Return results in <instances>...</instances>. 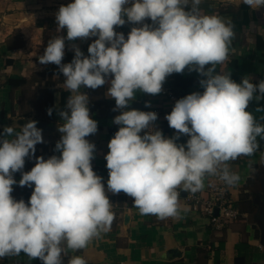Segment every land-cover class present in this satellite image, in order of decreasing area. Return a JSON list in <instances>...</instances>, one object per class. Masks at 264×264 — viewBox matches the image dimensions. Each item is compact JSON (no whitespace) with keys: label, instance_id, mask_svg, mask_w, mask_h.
I'll return each mask as SVG.
<instances>
[{"label":"clouds","instance_id":"obj_1","mask_svg":"<svg viewBox=\"0 0 264 264\" xmlns=\"http://www.w3.org/2000/svg\"><path fill=\"white\" fill-rule=\"evenodd\" d=\"M201 2L132 0L124 7L129 0H73L59 8L57 31L66 29L67 36L50 39L39 63L57 65L65 77L63 86L71 93L59 113L63 122L58 130L64 135L56 150L61 155L39 157L30 171L22 173L19 185L34 184V190L28 203L17 201L11 196L17 183L13 174L44 142L42 130L29 120L20 131L5 126L0 133V258L23 252L43 264H62L67 250L85 249L110 230L112 204L102 178L92 169L95 145L86 139L98 125L90 117L89 97L82 86L95 90L109 84L107 95L115 100L116 111L126 109L138 90L159 94L166 77L186 67L205 77L200 81L203 93L178 100L165 117L177 133L190 137L186 144L178 145L150 129L158 118L155 112L133 109L114 117L120 128L105 156L107 188L132 197L141 215L178 217V189L195 194L208 176L229 187L240 182L230 162L254 156L260 148L258 138L264 139V123L247 110L253 100L258 105L264 100V80L254 84L244 77L237 83L229 73H216L217 65L229 59L235 33L230 18L204 14ZM242 2L252 9L264 7V0ZM125 16L127 22L143 24L133 27L127 39L114 30L126 23ZM146 18L156 26L143 23ZM90 37L98 38L89 45L88 56L74 45V59L62 63L65 39ZM109 76L114 78L106 79ZM144 130L148 131L141 136ZM68 264L88 262L72 256Z\"/></svg>","mask_w":264,"mask_h":264},{"label":"crops","instance_id":"obj_2","mask_svg":"<svg viewBox=\"0 0 264 264\" xmlns=\"http://www.w3.org/2000/svg\"><path fill=\"white\" fill-rule=\"evenodd\" d=\"M72 2L0 0V133L5 126L20 131V126L35 120L44 141L35 146L34 154L25 158L24 168L13 174L17 183L12 186L11 196L17 201L28 203L34 190V184L31 187L19 185L22 173L30 171L39 157L47 160L61 155L56 150L57 142L64 135L58 130L63 122L59 113L65 110L71 93L63 86L65 77L59 67L52 63L40 64L39 56L43 55L50 39L66 38V29L57 31L56 13L62 5ZM131 3L129 0L124 7H130ZM200 9L204 14L230 18L235 33L229 59L217 65L216 73H229L237 83L244 77L251 78L254 84L264 80V7L252 9L242 0H202ZM124 19L126 23L114 26V30L123 33L125 39L133 27L143 26L127 22L126 16ZM143 23L156 26L147 18ZM97 38L65 39L62 63L74 59V45L88 56V47ZM202 79L205 77L186 67L182 73H173L163 82L176 93V101L160 93L153 95L138 90L126 109L116 111L113 110L115 100L107 95L109 84L95 90L82 86L81 91L89 97L90 117L98 125L97 132L86 137L95 145L91 165L95 174L102 178L114 219L110 230L94 238L85 249L67 250L62 264H68L72 256H82L88 264H264V139L258 138L260 148L254 156L230 162L231 170L239 173L241 179L236 186H226L227 199L240 215L221 226L211 222L203 206L195 209L190 199L192 195L209 199L214 189L221 187L218 177H206L204 188L195 194L178 189L180 214L163 220L151 214L141 215L132 197L123 192L114 194L107 188L109 170L105 156L110 140L120 128L113 122L114 117L121 111L133 109L155 112L158 118L150 129L161 131L165 138L175 139L178 145L186 144L190 137L177 133L165 117L178 100L192 93H203ZM50 93L54 94L53 118L49 117L45 104ZM258 106L264 107V100L259 101V105L253 100L247 110L258 122L264 123V111L257 112ZM145 131L148 130L140 135ZM0 264L43 262L38 258L29 259L21 252L18 256L0 258Z\"/></svg>","mask_w":264,"mask_h":264},{"label":"built area","instance_id":"obj_3","mask_svg":"<svg viewBox=\"0 0 264 264\" xmlns=\"http://www.w3.org/2000/svg\"><path fill=\"white\" fill-rule=\"evenodd\" d=\"M160 94L173 101L177 100L176 93L165 84H162ZM227 192L226 185L221 181V187L215 188L209 199L200 195H192L190 199L194 202L195 209H198L199 205L203 206V210L211 218V222L216 226H221L225 221L235 220L240 215L232 201L227 199Z\"/></svg>","mask_w":264,"mask_h":264},{"label":"trees","instance_id":"obj_4","mask_svg":"<svg viewBox=\"0 0 264 264\" xmlns=\"http://www.w3.org/2000/svg\"><path fill=\"white\" fill-rule=\"evenodd\" d=\"M46 108L49 110L51 109L52 110V114L49 115L50 118H53V113H54V94L53 93H50L48 94V96L46 97ZM64 105V103H63Z\"/></svg>","mask_w":264,"mask_h":264},{"label":"water","instance_id":"obj_5","mask_svg":"<svg viewBox=\"0 0 264 264\" xmlns=\"http://www.w3.org/2000/svg\"><path fill=\"white\" fill-rule=\"evenodd\" d=\"M258 219H259V218H258ZM260 219L262 220V219H263V217L261 216V217H260Z\"/></svg>","mask_w":264,"mask_h":264}]
</instances>
